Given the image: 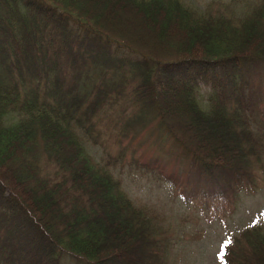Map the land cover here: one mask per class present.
<instances>
[{
	"label": "trees",
	"instance_id": "obj_1",
	"mask_svg": "<svg viewBox=\"0 0 264 264\" xmlns=\"http://www.w3.org/2000/svg\"><path fill=\"white\" fill-rule=\"evenodd\" d=\"M243 6L0 0V264H62L64 257L165 264L155 216L87 149L105 102L85 66L89 59L100 73H114L102 77L107 88L117 84L108 89L114 102L127 92L115 73L127 66L140 105L133 120L154 113L201 172L237 180L263 167L262 145L242 103L241 72L247 63L264 67V0ZM112 14L141 28L140 35L114 23ZM112 46L125 56L109 53ZM210 69L203 95L198 77ZM230 241L224 264H264V220Z\"/></svg>",
	"mask_w": 264,
	"mask_h": 264
},
{
	"label": "rangeland",
	"instance_id": "obj_2",
	"mask_svg": "<svg viewBox=\"0 0 264 264\" xmlns=\"http://www.w3.org/2000/svg\"><path fill=\"white\" fill-rule=\"evenodd\" d=\"M185 1L202 8L211 0ZM215 1L230 3L233 9H240L247 2ZM110 19L126 27V22L115 19L113 14ZM126 28L131 34L140 35L141 28L129 25ZM110 50L112 55L125 56L113 46ZM85 66L93 69L90 73H93L94 85L105 98L93 118V132L86 136L87 149L96 161L109 167L135 204L147 206L155 216L157 226L163 230L158 238L164 243L159 244L157 250L159 255L160 251L161 255L164 253L165 264H224L220 256L224 244L245 226L264 220V157L263 167L256 169L250 178L240 175L235 180L225 173L213 176L201 172L190 156L167 138L154 113L147 110L142 116L145 119L133 120L139 115L140 105L134 102L131 90L134 79L127 66L126 73L123 68L115 73V80L123 92L127 91L125 97L116 102L110 100L114 92L108 89L117 88V84L107 88L102 81L104 75L109 77L114 73L109 70L100 73L91 59ZM244 67L242 103L247 107L250 125L264 152V67L253 63ZM252 67L254 70H249ZM206 72L204 77H198L199 92L203 95L212 84V70ZM106 83L110 85V80ZM173 107L181 116L179 106L174 104ZM61 261L62 264H82L70 257Z\"/></svg>",
	"mask_w": 264,
	"mask_h": 264
},
{
	"label": "snow or ice",
	"instance_id": "obj_3",
	"mask_svg": "<svg viewBox=\"0 0 264 264\" xmlns=\"http://www.w3.org/2000/svg\"><path fill=\"white\" fill-rule=\"evenodd\" d=\"M229 243H231V241H229ZM220 256H221V257L223 256V252L220 253Z\"/></svg>",
	"mask_w": 264,
	"mask_h": 264
}]
</instances>
